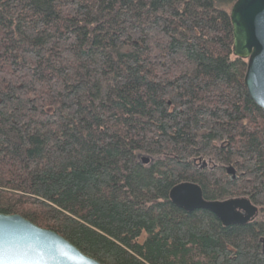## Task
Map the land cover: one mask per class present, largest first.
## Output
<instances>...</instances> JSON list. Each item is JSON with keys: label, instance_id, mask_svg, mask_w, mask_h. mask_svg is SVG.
Returning <instances> with one entry per match:
<instances>
[{"label": "trees", "instance_id": "trees-1", "mask_svg": "<svg viewBox=\"0 0 264 264\" xmlns=\"http://www.w3.org/2000/svg\"><path fill=\"white\" fill-rule=\"evenodd\" d=\"M236 1L0 0V214L100 264H264V112ZM184 182L258 215L187 213Z\"/></svg>", "mask_w": 264, "mask_h": 264}, {"label": "water", "instance_id": "water-1", "mask_svg": "<svg viewBox=\"0 0 264 264\" xmlns=\"http://www.w3.org/2000/svg\"><path fill=\"white\" fill-rule=\"evenodd\" d=\"M233 54L247 63L244 84L252 101L264 112V0H237L230 11ZM148 164V159H143ZM203 168L211 164L202 162ZM172 203L187 213L214 214L225 225H246L258 215L248 199L209 202L195 183L184 182L170 192ZM0 264H100L59 234L21 216L0 214Z\"/></svg>", "mask_w": 264, "mask_h": 264}]
</instances>
